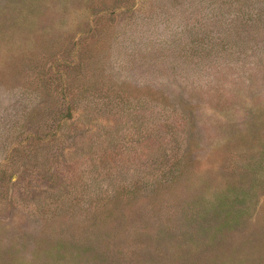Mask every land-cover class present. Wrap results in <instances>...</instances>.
<instances>
[{"label": "rangeland", "instance_id": "1", "mask_svg": "<svg viewBox=\"0 0 264 264\" xmlns=\"http://www.w3.org/2000/svg\"><path fill=\"white\" fill-rule=\"evenodd\" d=\"M0 264H264V0H0Z\"/></svg>", "mask_w": 264, "mask_h": 264}]
</instances>
